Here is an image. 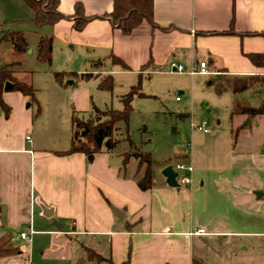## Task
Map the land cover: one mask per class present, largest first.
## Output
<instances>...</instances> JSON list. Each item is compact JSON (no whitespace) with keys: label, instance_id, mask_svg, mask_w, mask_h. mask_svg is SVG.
<instances>
[{"label":"crops","instance_id":"obj_1","mask_svg":"<svg viewBox=\"0 0 264 264\" xmlns=\"http://www.w3.org/2000/svg\"><path fill=\"white\" fill-rule=\"evenodd\" d=\"M76 1L88 15L108 11L112 4V0H59L58 8L70 14ZM152 20L154 25L143 21L129 35L105 17L90 19L81 29H75L68 17L39 29L41 35L52 37V55L57 42L80 51L84 60L93 56L94 66L107 62L102 73L88 72L98 74L92 76L94 81L110 74L112 86L115 74L127 75L129 89L139 79L142 85L144 77L160 68L170 71V62L187 68L205 61L210 73L189 74L185 92L193 110L196 95L204 100L205 109L228 102L226 124L221 126L219 114L211 129L203 118L190 121L189 146L177 149L163 163L153 159L151 186L141 190L135 176L137 160L131 158L122 167L123 151L108 147L111 139L93 149L90 161L84 152L70 151L71 128L67 143L40 144L33 133L41 110L34 113L33 102L26 106L28 97L19 92H3L10 114L6 118L0 113V234L16 231L15 237L24 241L18 252L5 257V264H38L32 240L37 234L66 241L65 264H96L84 258L85 247L115 264H264V113L251 118L231 114L237 103L257 107L264 98V60L260 65L249 58L254 53L264 58V0H153ZM111 55L119 57L124 67L112 63ZM82 70L79 73L88 69ZM218 72L262 76L261 83L237 92L201 86L202 76L215 78ZM88 80L78 78L74 83L71 78L67 86L55 81L59 104L66 98L75 111L86 112L92 104ZM249 89L259 93L256 105L242 95ZM151 92L144 93L153 96ZM148 97L134 96L132 106L135 99ZM175 100L179 101L177 96ZM186 109L181 107L175 116L185 118ZM202 121L206 132L191 127ZM55 139L47 140L54 144ZM177 163L192 170H177ZM167 165L177 172L178 185L166 182L162 170ZM181 173L189 177L187 186L180 184ZM37 208L42 221L38 223ZM51 219L62 222L58 229L46 224ZM24 226L26 239L18 236L26 232ZM198 228L205 232L195 233Z\"/></svg>","mask_w":264,"mask_h":264},{"label":"rangeland","instance_id":"obj_2","mask_svg":"<svg viewBox=\"0 0 264 264\" xmlns=\"http://www.w3.org/2000/svg\"><path fill=\"white\" fill-rule=\"evenodd\" d=\"M32 16L33 10L23 0H0V68L8 63L17 62V68L20 70L17 72V77L33 84L35 97L41 110V115H38L34 123L33 136L40 144L58 147L62 141L67 143L72 114L87 117L89 114L94 113L93 107L101 110L113 109V107L121 108L120 95L128 89L129 80L126 77L127 75L115 74L112 89H101L98 87V79L94 81V77H90L88 81L90 82L89 89L92 95V104L86 112L75 111L72 107L73 102L66 98H63L61 104H59V98L56 97L54 87L53 73L55 71H76L79 73L84 71L83 68H86L88 69L87 72L96 71L95 74L105 70L109 64L106 62L104 66H94V62L91 61L93 56H89L87 60H84V55L80 51L61 47L57 42L54 44L51 61H40L37 58V46L41 31L31 22ZM7 31L23 32L27 41V48L22 51L14 49L10 37L5 35ZM210 78L213 79L209 75L202 76L200 84L202 87L213 91L214 84H208ZM69 80H71V77L66 78L65 82ZM190 82L191 76L186 72L168 71L166 67L144 77L141 87L144 92L153 91L151 92L153 96L135 99L127 127L121 122L117 124L114 136L119 141L114 148V152L129 150L128 143L124 139V136L127 135L134 141L137 148L142 151H149L156 164L163 163V160L168 156L173 157V153L177 149L189 146L190 121L196 123L195 121L203 118L207 122V127L211 129L218 119L216 115L219 114L221 119L223 117L221 126H224V123L226 124L225 115L229 113L228 102L219 101L213 108L205 109L203 102L201 103L204 100L199 99V95H196V105L193 110L190 98L187 97L185 92V87L189 86ZM70 87L68 86V89ZM262 89L261 92L264 91V87ZM177 90H182L183 93H179ZM257 94L259 93H254L252 89H249L242 95H244L247 103L256 105L258 102ZM176 96L179 101L175 100ZM209 103L208 105H211ZM28 104H30L29 100L25 105L28 106ZM138 107L141 110H138ZM181 107H187L186 110H182L188 113L183 119L175 116V112L180 111ZM31 108L35 113L37 103L33 102ZM58 112L59 115H56ZM48 137L57 139L54 140V144H50L47 140ZM35 216L38 223L41 218L39 217L41 211L38 208ZM46 224L49 227L58 229L62 222L59 224L51 219ZM23 229L28 232L26 226ZM15 233L16 231L12 232V242L17 247H21L24 241L16 238ZM52 236L39 234L32 236V240L34 238L36 240L34 245H36L35 257L37 261L39 260L38 264H65L64 257L69 251L68 244H63L66 241L58 240L55 236ZM40 248L43 250V256L40 255L42 252L39 250ZM45 249H47V252L44 251ZM4 260L5 257L0 258V264H5ZM99 263L106 264L105 262Z\"/></svg>","mask_w":264,"mask_h":264},{"label":"trees","instance_id":"obj_3","mask_svg":"<svg viewBox=\"0 0 264 264\" xmlns=\"http://www.w3.org/2000/svg\"><path fill=\"white\" fill-rule=\"evenodd\" d=\"M32 10L33 16L31 22L37 28L44 25H52L63 17L72 19V25L75 29H81L86 22L96 17L109 18L115 27H117L122 34L129 35L138 27L143 21L154 25L152 20V4L153 0H112L111 8L108 11L100 14H85L82 3L79 1L74 2L73 11L65 15L58 8L59 0H23ZM228 32V31H225ZM5 35L10 37L14 49L22 51L27 48V41L23 32L21 31H7ZM52 56V37L42 34L38 40L37 58L40 61H51ZM249 58L255 64L263 63L262 54H250ZM111 62L119 64L124 67L122 60L111 55ZM147 66L145 64L143 67ZM17 62H11L0 68V113L4 117L10 114V106L3 100V92L13 91L19 92L28 97L30 102L37 103V113L40 111L39 104L35 97V88L29 81L21 80L17 77ZM223 72L213 78L215 90L222 92L223 90L242 91L254 84L261 83V77L258 75L249 76H227L222 75ZM55 81L61 86H67L68 83L65 79L71 77L76 79H88L92 76L97 77L98 74L93 75L90 72L78 73L76 71H55L53 73ZM98 87L101 89H111L112 76L110 74L100 77L98 80ZM147 97L150 95L145 94L141 89V80L139 79L132 85L127 92L120 96L122 108L114 110L112 108L98 109L93 107L94 113L89 114L87 117L72 114L71 116V138H70V151L84 152L86 159L90 161L93 157V149L101 147L107 139H111L110 145L115 147L119 139L115 138V131L117 124L122 123L127 127L129 117L133 111L132 99L134 96ZM245 113L248 117H253L256 114L264 113V98L257 107L237 103L232 110L231 114ZM182 116V115H181ZM127 141L129 150L121 152V165L126 166L131 158L137 160L136 163V182L141 190H146L151 186V164L153 157L149 151H142L137 148L134 141L129 136H124ZM59 152V151H58ZM1 210V207H0ZM18 247L12 242V234L6 232L0 234V258L14 255L18 252ZM85 259L93 260L95 263L106 262L107 264H115L110 258H106L96 252L95 250L85 247ZM20 264V263H16ZM119 264H126L121 262Z\"/></svg>","mask_w":264,"mask_h":264},{"label":"built area","instance_id":"obj_4","mask_svg":"<svg viewBox=\"0 0 264 264\" xmlns=\"http://www.w3.org/2000/svg\"><path fill=\"white\" fill-rule=\"evenodd\" d=\"M169 69H170V71H176L179 73L186 72L190 75L210 73L208 68H207V64L205 61H199L196 63L193 62L187 68L183 64H176L175 62H170ZM191 127L198 128L200 130H203L204 132H206L208 130L204 121H202L198 124L191 123ZM263 150H264V148H263ZM175 167L177 170H180V171L183 169L188 170V171L192 170L191 166H185L184 164H181V163H177ZM189 183L190 182H189L188 175L185 173H181L180 174V184L183 186H187ZM194 232L195 233H204L205 231H204V228H198ZM28 235H29L28 232H20L18 234V236L22 239H26L28 237Z\"/></svg>","mask_w":264,"mask_h":264},{"label":"water","instance_id":"obj_5","mask_svg":"<svg viewBox=\"0 0 264 264\" xmlns=\"http://www.w3.org/2000/svg\"><path fill=\"white\" fill-rule=\"evenodd\" d=\"M67 83H72L71 80L67 81ZM29 105V104H28ZM162 174L166 177V182L170 185V186H175L178 185L177 181H176V176H177V172L173 169V167L171 165H167L163 168L162 170ZM114 214L120 219V216L117 213V210L115 208H112ZM123 211V210H121ZM44 215H48L46 213V211H44Z\"/></svg>","mask_w":264,"mask_h":264}]
</instances>
